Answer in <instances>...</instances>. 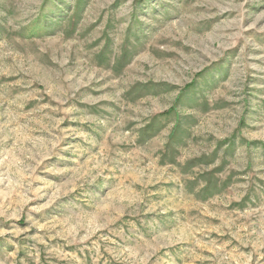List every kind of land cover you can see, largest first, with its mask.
Here are the masks:
<instances>
[{"label": "rangeland", "instance_id": "374dc122", "mask_svg": "<svg viewBox=\"0 0 264 264\" xmlns=\"http://www.w3.org/2000/svg\"><path fill=\"white\" fill-rule=\"evenodd\" d=\"M260 100L264 0H0V264H264Z\"/></svg>", "mask_w": 264, "mask_h": 264}, {"label": "crops", "instance_id": "0c3cea01", "mask_svg": "<svg viewBox=\"0 0 264 264\" xmlns=\"http://www.w3.org/2000/svg\"><path fill=\"white\" fill-rule=\"evenodd\" d=\"M223 67L224 65H222L220 71H216V72L212 71L211 73H206L204 74V76H201L200 78L198 76V79L196 78V81L192 82L191 87H193L194 90L192 94V98H193L192 100H194V103L195 100H197L196 104H193L192 107H194L195 105V108L193 109H196L197 111V119L195 118L194 120H196V123L198 124H200L199 118L202 116L209 117L211 115L222 113L225 111V105L220 103L216 104L215 102L208 103L209 101H207V95L206 94L204 95V93L201 92L204 90L203 86L205 84L206 87L208 88L206 93L207 94L210 93L212 96H214L219 91L220 88H223V86L231 76L230 71L227 68L225 69ZM202 95H203L202 99H204V102L200 99ZM202 102L205 104H202ZM174 107L172 108L173 109L172 111H174ZM172 111L170 110L168 113ZM252 112H253L252 115H254L255 117H253L251 120H253L255 123H258L260 125H264V100H260L259 106L257 107V109L252 110ZM175 131H177V125L174 126L173 129L171 130L169 134L170 138H172ZM237 134H238L237 140H241L243 142L247 141L245 135L241 131L237 132ZM229 139H232V136ZM234 139H236V137Z\"/></svg>", "mask_w": 264, "mask_h": 264}]
</instances>
